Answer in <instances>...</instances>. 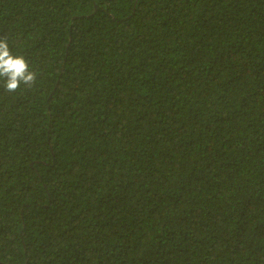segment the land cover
Masks as SVG:
<instances>
[{"label":"trees","instance_id":"1","mask_svg":"<svg viewBox=\"0 0 264 264\" xmlns=\"http://www.w3.org/2000/svg\"><path fill=\"white\" fill-rule=\"evenodd\" d=\"M0 39V264H264V0H0Z\"/></svg>","mask_w":264,"mask_h":264},{"label":"clouds","instance_id":"2","mask_svg":"<svg viewBox=\"0 0 264 264\" xmlns=\"http://www.w3.org/2000/svg\"><path fill=\"white\" fill-rule=\"evenodd\" d=\"M0 79L7 92H15L22 84L30 88L37 80L29 61L23 55L13 54L6 39H0Z\"/></svg>","mask_w":264,"mask_h":264}]
</instances>
